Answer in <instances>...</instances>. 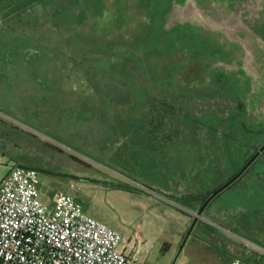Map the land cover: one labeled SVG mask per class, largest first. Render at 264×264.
Segmentation results:
<instances>
[{
    "label": "rangeland",
    "instance_id": "obj_1",
    "mask_svg": "<svg viewBox=\"0 0 264 264\" xmlns=\"http://www.w3.org/2000/svg\"><path fill=\"white\" fill-rule=\"evenodd\" d=\"M263 144L264 0H0V180L142 264H264Z\"/></svg>",
    "mask_w": 264,
    "mask_h": 264
},
{
    "label": "built area",
    "instance_id": "obj_2",
    "mask_svg": "<svg viewBox=\"0 0 264 264\" xmlns=\"http://www.w3.org/2000/svg\"><path fill=\"white\" fill-rule=\"evenodd\" d=\"M121 243L118 232L83 212L75 194L55 192L49 209L37 171L14 164L0 180V264H142ZM228 264L251 263L234 257Z\"/></svg>",
    "mask_w": 264,
    "mask_h": 264
},
{
    "label": "water",
    "instance_id": "obj_3",
    "mask_svg": "<svg viewBox=\"0 0 264 264\" xmlns=\"http://www.w3.org/2000/svg\"><path fill=\"white\" fill-rule=\"evenodd\" d=\"M264 150V144L254 153V155L250 158V160L244 165V167L233 177L231 178L225 185H223L221 188L213 192L209 195V198L205 202L207 204L211 199H213L218 193L226 189L231 183H233L249 166L250 164L262 153ZM204 204V206H205ZM201 211V210H200ZM199 211V212H200ZM187 238V237H186Z\"/></svg>",
    "mask_w": 264,
    "mask_h": 264
},
{
    "label": "flooded vegetation",
    "instance_id": "obj_4",
    "mask_svg": "<svg viewBox=\"0 0 264 264\" xmlns=\"http://www.w3.org/2000/svg\"><path fill=\"white\" fill-rule=\"evenodd\" d=\"M209 198V196H207L206 198H205V202L207 201V199ZM188 234V233H187Z\"/></svg>",
    "mask_w": 264,
    "mask_h": 264
},
{
    "label": "trees",
    "instance_id": "obj_5",
    "mask_svg": "<svg viewBox=\"0 0 264 264\" xmlns=\"http://www.w3.org/2000/svg\"><path fill=\"white\" fill-rule=\"evenodd\" d=\"M209 196V195H208ZM242 259V258H241ZM243 260H246V261H248V262H250L249 260H247V259H243ZM251 263V262H250ZM251 264H253V263H251Z\"/></svg>",
    "mask_w": 264,
    "mask_h": 264
},
{
    "label": "crops",
    "instance_id": "obj_6",
    "mask_svg": "<svg viewBox=\"0 0 264 264\" xmlns=\"http://www.w3.org/2000/svg\"><path fill=\"white\" fill-rule=\"evenodd\" d=\"M234 258V257H233ZM238 258V257H237Z\"/></svg>",
    "mask_w": 264,
    "mask_h": 264
}]
</instances>
